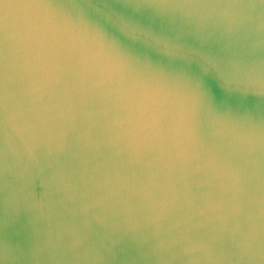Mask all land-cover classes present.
<instances>
[{"label": "water", "instance_id": "1", "mask_svg": "<svg viewBox=\"0 0 264 264\" xmlns=\"http://www.w3.org/2000/svg\"><path fill=\"white\" fill-rule=\"evenodd\" d=\"M0 264H264V0H0Z\"/></svg>", "mask_w": 264, "mask_h": 264}]
</instances>
